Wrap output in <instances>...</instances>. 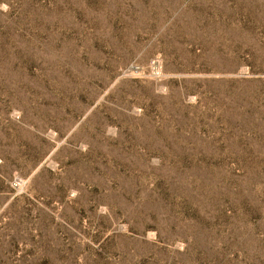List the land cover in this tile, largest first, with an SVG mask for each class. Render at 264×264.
Wrapping results in <instances>:
<instances>
[{"label": "rangeland", "instance_id": "rangeland-1", "mask_svg": "<svg viewBox=\"0 0 264 264\" xmlns=\"http://www.w3.org/2000/svg\"><path fill=\"white\" fill-rule=\"evenodd\" d=\"M0 264H264V0H0Z\"/></svg>", "mask_w": 264, "mask_h": 264}]
</instances>
